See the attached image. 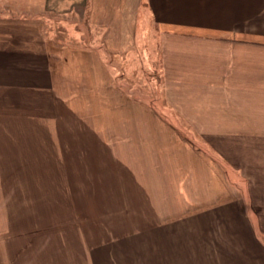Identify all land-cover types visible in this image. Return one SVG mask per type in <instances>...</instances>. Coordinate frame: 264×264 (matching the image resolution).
I'll return each instance as SVG.
<instances>
[{
	"label": "crops",
	"instance_id": "0c3cea01",
	"mask_svg": "<svg viewBox=\"0 0 264 264\" xmlns=\"http://www.w3.org/2000/svg\"><path fill=\"white\" fill-rule=\"evenodd\" d=\"M146 5L162 95L0 16V264H264V0Z\"/></svg>",
	"mask_w": 264,
	"mask_h": 264
},
{
	"label": "rangeland",
	"instance_id": "374dc122",
	"mask_svg": "<svg viewBox=\"0 0 264 264\" xmlns=\"http://www.w3.org/2000/svg\"><path fill=\"white\" fill-rule=\"evenodd\" d=\"M121 1L113 0V4L109 5L115 11L112 21L123 12ZM132 2L125 3L128 27L123 29L120 25L117 30L127 35L129 45L136 46V51L132 49L125 53H117L112 46H106V28L91 23V9L96 6L92 5V0H0V16L13 17L17 21L40 22L46 39L53 45L87 46L96 51L107 64L111 77L130 95L136 91V87L146 82H150L151 92L157 89L156 94L162 95L163 54L160 52L158 24L151 16L146 0H140L135 5ZM3 22L0 20V23Z\"/></svg>",
	"mask_w": 264,
	"mask_h": 264
}]
</instances>
